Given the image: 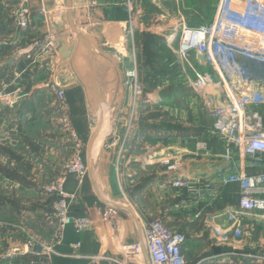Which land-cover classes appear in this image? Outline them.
I'll return each mask as SVG.
<instances>
[{"label":"crops","instance_id":"crops-1","mask_svg":"<svg viewBox=\"0 0 264 264\" xmlns=\"http://www.w3.org/2000/svg\"><path fill=\"white\" fill-rule=\"evenodd\" d=\"M5 2L0 0V82L6 79L10 92L19 88L21 97L0 111V220L5 223L0 231V264H47L41 247L13 256L7 250L29 238L51 241L53 225L46 218L51 200L42 202V185L60 175L72 150L64 138L68 134L62 138V127L54 120L57 108L49 90V57L35 45L52 27L58 30L56 72L66 85L72 121L83 136L90 131L99 134L91 151L87 149L86 177L81 180L72 173L65 183L72 194L71 215L90 216L93 225L83 233L69 226L52 261L110 264L96 257L112 256L128 264H153L144 226L161 212L184 216L183 251L188 264H264V222L259 216L245 215L241 221L245 235L236 240L225 209L239 204L243 187L239 181L222 183L235 173H264V154L257 165L238 148L228 155L225 142L212 133L214 114L191 88L181 91L180 106L170 104L164 115L153 114L150 104L139 102L130 121L135 79L128 73L135 66L128 57L120 61L109 47L130 44L125 0H98L94 8H88L86 0H31L28 30L16 27ZM42 4L64 7V16L51 24L40 11ZM134 14L138 31L147 29L142 21L154 19L152 13ZM99 19L97 25L92 23ZM76 29L90 40L88 44L78 38ZM194 60L198 70L215 76L209 91L219 102L215 66L198 57ZM238 61L246 70V80L238 82L240 90L264 96V63L242 56ZM249 110L260 114L264 126V100L251 103ZM171 163L177 170L168 169ZM178 180L186 184L175 185ZM207 181L222 184L214 199L206 194ZM119 187L131 188V201L124 190V197L120 196ZM216 226L229 229L228 241L219 243ZM136 241L144 245L143 253L126 259L123 245Z\"/></svg>","mask_w":264,"mask_h":264},{"label":"built area","instance_id":"built-area-1","mask_svg":"<svg viewBox=\"0 0 264 264\" xmlns=\"http://www.w3.org/2000/svg\"><path fill=\"white\" fill-rule=\"evenodd\" d=\"M88 8L98 6V0H86ZM157 4V1L152 0ZM174 9L179 6L180 0H172ZM128 11V33L132 50L121 43H110V50L124 61L127 57L135 66L129 71L132 78L137 77V50L134 44L136 27L133 16L137 10L133 0H125ZM5 5L10 9V15L20 30H28L32 27L31 0H6ZM158 5V4H157ZM41 13L51 23L64 16V7L50 8L41 5ZM171 12H163L160 19H169ZM170 19L177 21L176 28L178 41L173 36L167 39L168 47L173 50L176 60L180 65L179 78L181 82L193 91L205 98L207 108L214 114L215 123L212 133L223 140L227 146V154L231 155L238 148L245 157L251 159L253 165L260 162V156L264 154V126L263 119L258 112L249 110L253 102L264 100V96L258 92L248 95L240 90L239 81H245L246 70L239 64L238 57L264 62V0H218L215 6V15L208 24L191 26L189 20L182 12H176ZM101 20H94L97 25ZM86 31V30H82ZM48 55V67L52 71L49 80V90L52 94L57 110L61 112L58 121L63 130L68 134L69 141L74 152L72 158L65 164L57 179L42 185V202L51 200V211H46V218L53 225V235L50 242H44L35 238H29L24 243L15 244L7 250L8 256L30 253L35 247H41L46 256L47 264H58L52 261L57 247L62 245L65 232L69 226H73L78 233H83L93 225L90 216H73L70 213V198L72 194L65 190V183L69 174L75 173L83 180L88 173V164L82 156L84 142L74 127L70 118V106L67 101L66 85L56 72L58 64L54 57L58 47V30L49 29L47 35L35 43ZM209 61L215 66L219 80L216 88L219 102H215L209 91L215 84V76L211 72H203L196 68L194 58ZM235 78V79H234ZM239 78V80H237ZM9 82L3 79L0 82V111L6 107L14 106L20 99L19 91L8 90ZM135 100L132 103L131 120L137 106L140 93L137 81L132 82ZM215 88V87H214ZM205 147V143L201 145ZM242 165V163H240ZM171 171L177 170L176 163L168 164ZM239 181L243 187L240 202L237 205H228L225 209L227 219L232 222L234 238L241 240L245 235L241 227V221L245 215L259 216L264 222V173L256 175L232 174L222 180V183ZM177 186L185 185L183 180L174 183ZM222 184L207 181L204 188L210 199L216 198L221 191ZM145 236L147 248L153 264H188L184 255L183 246L187 240L186 234L166 225L162 218H152L145 223ZM5 228V223L0 220V231ZM232 228V227H231ZM219 243L229 240V229L220 226L213 227ZM80 243L74 244L79 245ZM144 245L139 242H127L123 245V255L126 259L143 253ZM97 259H108L110 264H128L112 256H99ZM264 258V257H263Z\"/></svg>","mask_w":264,"mask_h":264},{"label":"rangeland","instance_id":"rangeland-1","mask_svg":"<svg viewBox=\"0 0 264 264\" xmlns=\"http://www.w3.org/2000/svg\"><path fill=\"white\" fill-rule=\"evenodd\" d=\"M133 2L135 4V7H137V10H135L134 12H153L152 14H154L153 20L145 19L144 23L142 21V24H145L144 27H147V29L142 28L141 30L138 31L136 28L138 32L136 31L134 44L137 50L138 68H137V77L135 78V81H137L140 91L137 99L138 100L137 104H139V102L140 104H147V106L150 104V106L153 109V114L164 115L168 110L167 108H170V104L173 107L180 106L179 102L181 101L180 99L181 91H183L184 89L185 90L189 89V87H187L181 82V79L177 75V69H179V65L178 63H176L177 62L176 55L173 52V50H171L167 45V39L177 33L176 28L178 26L177 21L172 20L170 18L176 12H182L189 20V24L191 23L190 24L191 26L208 24L214 18L215 6L218 0H180L181 4L177 6L175 9L171 6V5H175V3L172 0L157 1L158 5L156 3H153L152 0H133ZM124 5H125L124 12H128L126 4ZM163 12H168V13L171 12L172 15L169 16L170 17L169 19H165V18L160 19V15L163 14ZM133 20L135 21L134 16H133ZM145 33L146 35L147 34L149 35L148 37L155 35L154 44L156 45L153 48V52H154L153 57L155 58L156 61L153 64L154 65L153 69L154 72L156 73L155 76L158 78V80L157 81L155 80L153 81V83L150 84L145 80V73H149V72L153 73L152 69H150L148 65H146L145 63L144 46H143L144 38H146ZM175 36H173L172 38H175ZM128 38L129 37H127V39ZM175 41L177 43L178 36H176ZM132 46H133L132 43H130L128 44L127 47L131 48L132 50ZM155 91L157 96L153 95ZM133 95H134V88H133ZM132 99L133 101L135 100V95L133 96ZM165 105L168 106L165 107ZM55 108H57L56 103H55ZM56 111L57 112L55 113L54 120L57 124L60 125L58 118L61 117V112H59L58 110ZM70 118L72 121L73 118L71 116V110H70ZM75 129L83 139L84 148H83L82 156L83 159L86 160L88 154L87 149L91 151L94 144H96V142H98L99 140V134L90 131L89 136H85V135L83 136L76 127ZM62 131L64 133L62 134V138H63L67 134H65L66 132L63 130V128ZM64 138H67L69 140L68 136ZM73 154L74 152L73 150H71L69 154L70 155L69 160L72 158ZM54 179L57 178H53L51 180ZM51 180H47L45 183ZM145 180L146 179L143 178L142 182H144ZM142 184L143 183H140V185L138 184L137 187H141ZM123 190L128 195V198L131 201V198L133 197L131 196V193H129L131 191V188L124 187L122 189L119 187L118 192L121 194L120 195L121 197H124ZM157 217L162 218L166 223V225L169 226L170 228L177 231H182L184 233L186 232V225L183 219L184 216L181 213L178 214L174 213L172 216H170L167 215L166 213L161 214L160 212L157 213L156 216H154V218Z\"/></svg>","mask_w":264,"mask_h":264},{"label":"trees","instance_id":"trees-1","mask_svg":"<svg viewBox=\"0 0 264 264\" xmlns=\"http://www.w3.org/2000/svg\"><path fill=\"white\" fill-rule=\"evenodd\" d=\"M147 13H153V12H147ZM145 35H146V33H145ZM148 36H149L148 34L145 36L146 38H144L143 46H144L145 63L153 71V73H150V72L145 73V80H146V82H148L150 84V83H153V81H155V80L157 81L158 78L155 76L156 73L154 72V69H153L154 68L153 64L156 62L155 58L153 57V53H154L153 48L156 46L154 44L155 43L154 42L155 41V37H154L155 35L150 36V37H148ZM149 75H151L152 77L150 78Z\"/></svg>","mask_w":264,"mask_h":264},{"label":"water","instance_id":"water-1","mask_svg":"<svg viewBox=\"0 0 264 264\" xmlns=\"http://www.w3.org/2000/svg\"><path fill=\"white\" fill-rule=\"evenodd\" d=\"M76 34L78 36V38L84 43V44H88V42L90 41L82 32H80L79 30L76 29ZM94 60H95V55H93Z\"/></svg>","mask_w":264,"mask_h":264}]
</instances>
